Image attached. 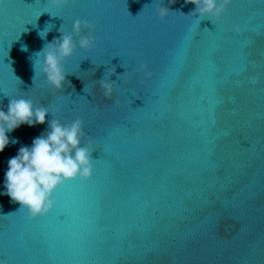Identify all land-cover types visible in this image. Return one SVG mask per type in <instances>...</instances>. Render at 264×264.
Masks as SVG:
<instances>
[{
    "label": "water",
    "instance_id": "1",
    "mask_svg": "<svg viewBox=\"0 0 264 264\" xmlns=\"http://www.w3.org/2000/svg\"><path fill=\"white\" fill-rule=\"evenodd\" d=\"M194 10L0 0V108L25 98L49 109L43 125L7 133L0 153V264H264V0H233L218 19ZM77 19L95 26V46L63 61L56 91L34 53L60 30L78 42ZM101 79L114 83L111 100ZM77 118L92 176L59 186L53 208L30 219L4 195L8 161L52 119Z\"/></svg>",
    "mask_w": 264,
    "mask_h": 264
},
{
    "label": "clouds",
    "instance_id": "2",
    "mask_svg": "<svg viewBox=\"0 0 264 264\" xmlns=\"http://www.w3.org/2000/svg\"><path fill=\"white\" fill-rule=\"evenodd\" d=\"M175 2L176 0H171V3ZM232 2L233 0H186V3L195 5V10L189 15L199 14V17L215 19L220 18ZM51 3L64 7L70 0H51ZM157 11L162 20L171 13L169 8L161 4L157 5ZM82 29L87 30L86 35H81ZM234 30L240 31L238 27ZM47 32L41 31L40 37L45 38ZM60 32L59 39H54L41 51L34 53L38 58L34 61L35 73H42L56 91L63 90L65 83H68V73L64 71L63 61L74 54L77 46L90 50L96 42L95 26L87 21L77 19L72 25V32L79 37L78 42L74 40L73 34H65L61 30ZM22 50L27 51V46ZM41 56L42 63L39 59ZM141 71L145 78L152 76L147 65H141ZM113 86L112 82L99 80V87L105 99H112ZM48 114L49 109L43 104L36 106L31 99L11 98L7 112L0 108V153L10 143L7 133L21 125H43ZM49 129L35 138L31 147L22 145L19 148L18 154L9 159L5 174L4 195L9 196L12 202L18 203L20 209H26L30 219L45 215L53 208V193L59 186L77 177L88 180L93 173L91 154L95 148L91 139H88L87 147L81 146L82 139L86 137L84 121L77 118L69 124H63L59 119H52ZM11 143L18 141L13 139Z\"/></svg>",
    "mask_w": 264,
    "mask_h": 264
},
{
    "label": "snow or ice",
    "instance_id": "3",
    "mask_svg": "<svg viewBox=\"0 0 264 264\" xmlns=\"http://www.w3.org/2000/svg\"><path fill=\"white\" fill-rule=\"evenodd\" d=\"M38 219L43 218L42 216L37 217Z\"/></svg>",
    "mask_w": 264,
    "mask_h": 264
}]
</instances>
